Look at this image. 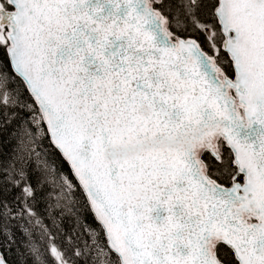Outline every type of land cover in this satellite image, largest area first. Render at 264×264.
Segmentation results:
<instances>
[{"label": "snow or ice", "instance_id": "obj_1", "mask_svg": "<svg viewBox=\"0 0 264 264\" xmlns=\"http://www.w3.org/2000/svg\"><path fill=\"white\" fill-rule=\"evenodd\" d=\"M0 264H264V0H0Z\"/></svg>", "mask_w": 264, "mask_h": 264}]
</instances>
